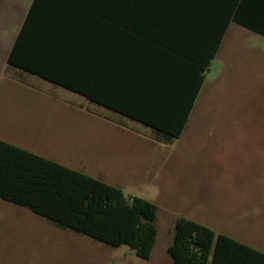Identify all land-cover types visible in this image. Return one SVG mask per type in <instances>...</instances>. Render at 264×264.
I'll use <instances>...</instances> for the list:
<instances>
[{"label":"trees","instance_id":"trees-1","mask_svg":"<svg viewBox=\"0 0 264 264\" xmlns=\"http://www.w3.org/2000/svg\"><path fill=\"white\" fill-rule=\"evenodd\" d=\"M234 23L264 37V0H33L7 70L45 81L144 128L181 137ZM0 200L59 229L149 260L158 207L119 186L0 140ZM173 264H264V252L185 217Z\"/></svg>","mask_w":264,"mask_h":264},{"label":"rangeland","instance_id":"rangeland-1","mask_svg":"<svg viewBox=\"0 0 264 264\" xmlns=\"http://www.w3.org/2000/svg\"><path fill=\"white\" fill-rule=\"evenodd\" d=\"M32 0H0V140L122 188L158 207L149 260L59 229L0 200V264H173L185 217L264 252V37L232 23L191 118L170 145L7 58Z\"/></svg>","mask_w":264,"mask_h":264},{"label":"crops","instance_id":"crops-1","mask_svg":"<svg viewBox=\"0 0 264 264\" xmlns=\"http://www.w3.org/2000/svg\"><path fill=\"white\" fill-rule=\"evenodd\" d=\"M33 1V0H32ZM30 8V7H29ZM29 10V9H28ZM28 12V11H27ZM27 15V14H26ZM26 17V16H25ZM25 20V19H24ZM24 22V21H23ZM23 24V23H22ZM22 26V25H21ZM21 28V27H20ZM20 30V29H19ZM19 33V32H18ZM18 35V34H17ZM17 38V37H16ZM16 40V39H15ZM222 45H223V42H222V44H221V46H220V49H219V51H218V53H217V55L219 54V52H220V50H221V48H222ZM13 47V46H12ZM12 49V48H11ZM11 51V50H10ZM217 55H216V57H217ZM9 56V55H8ZM215 57V58H216ZM214 61V60H213ZM212 61V62H213ZM211 66H212V64H211ZM211 66H210V68H211ZM210 68H209V70L206 72V78H207V73L210 71ZM206 78H205V81H206ZM205 81H204V84H205ZM204 84H203V86H202V89H203V87H204ZM202 89H201V91H202ZM201 91H200V93H199V96H200V94H201ZM199 96H198V98H199ZM198 98H197V100H198ZM197 100H196V102H197ZM196 102H195V104H194V106H193V109H194V107H195V105H196ZM94 105V104H93ZM101 108V107H100ZM193 109H192V112H193ZM192 112H191V114H190V117H189V119L191 118V115H192ZM121 117V116H120ZM125 119V118H124ZM189 119H188V122H189ZM127 120V119H126ZM129 121V120H128ZM131 122V121H130ZM187 122V123H188ZM134 123V122H133ZM186 126H187V124H186ZM186 128V127H185ZM185 130V129H184ZM136 132H138L140 135H143V137L144 138H146L147 140H150L151 142H154L153 140H151L147 135H146V132L144 133V134H142V132H140V131H136ZM184 132V131H183ZM154 143H156V142H154ZM157 144H159V143H157ZM160 145H162V144H160ZM52 160V159H51ZM57 162V161H56ZM23 209V208H22ZM34 215V214H33ZM36 216V215H35ZM38 217V216H37Z\"/></svg>","mask_w":264,"mask_h":264}]
</instances>
